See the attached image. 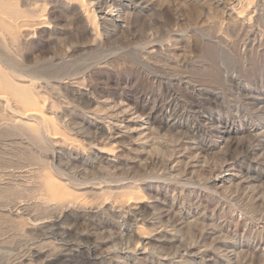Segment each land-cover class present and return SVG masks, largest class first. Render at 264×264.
Returning <instances> with one entry per match:
<instances>
[{"label": "rangeland", "instance_id": "obj_1", "mask_svg": "<svg viewBox=\"0 0 264 264\" xmlns=\"http://www.w3.org/2000/svg\"><path fill=\"white\" fill-rule=\"evenodd\" d=\"M0 97V264H264V0H0Z\"/></svg>", "mask_w": 264, "mask_h": 264}, {"label": "bare ground", "instance_id": "obj_2", "mask_svg": "<svg viewBox=\"0 0 264 264\" xmlns=\"http://www.w3.org/2000/svg\"><path fill=\"white\" fill-rule=\"evenodd\" d=\"M104 18V17H103ZM10 21V20H9ZM105 22V21H104ZM17 87H19V86H17ZM20 91V90H19ZM19 93V92H18ZM31 95V94H30ZM1 98V97H0ZM18 98L20 99V102L21 103H23L24 105H26V106H28V103L30 102V96H28L25 92H20V94H18ZM6 102V101H5ZM27 111H30L29 113H28V117L29 118H33V119H41V120H43V119H45L46 117V115H44V114H42L40 111H38V110H35V109H29V110H27ZM44 115V116H43ZM20 116V115H19ZM21 117V116H20ZM22 118V117H21ZM35 119V120H36ZM22 120V119H21ZM27 120H28V118H27ZM30 120V119H29ZM32 121V120H31ZM30 122V121H29ZM28 122V123H29ZM36 122V121H35ZM38 122H40V121H38ZM30 123H32V122H30ZM38 125H41V123L39 124L38 123ZM39 127V126H38ZM61 224V223H60ZM68 229V228H67ZM66 256V255H65ZM68 257V256H67ZM70 258V257H69ZM68 258V259H69ZM67 259V258H66Z\"/></svg>", "mask_w": 264, "mask_h": 264}]
</instances>
